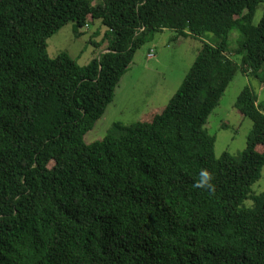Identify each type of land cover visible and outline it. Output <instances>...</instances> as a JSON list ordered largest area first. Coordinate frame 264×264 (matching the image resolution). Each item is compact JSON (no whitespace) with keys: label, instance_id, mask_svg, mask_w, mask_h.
Listing matches in <instances>:
<instances>
[{"label":"trees","instance_id":"1","mask_svg":"<svg viewBox=\"0 0 264 264\" xmlns=\"http://www.w3.org/2000/svg\"><path fill=\"white\" fill-rule=\"evenodd\" d=\"M96 1L0 0V264H264L257 94L237 98L253 122L240 156L218 159L205 129L239 70L264 84V0ZM96 21L108 46L90 64L49 56L63 27ZM164 31L202 42L177 93L87 144L137 51ZM202 170L210 188L197 187Z\"/></svg>","mask_w":264,"mask_h":264},{"label":"rangeland","instance_id":"2","mask_svg":"<svg viewBox=\"0 0 264 264\" xmlns=\"http://www.w3.org/2000/svg\"><path fill=\"white\" fill-rule=\"evenodd\" d=\"M101 1H96V4ZM263 15L264 5H260L254 25H258ZM105 32L106 28L100 21L89 23L84 29H78L73 22L69 23L48 40L49 56L56 59L66 53L80 66H87L105 52L108 46L103 41ZM237 37L236 31L231 33V48L237 46ZM203 40L210 44L216 42L211 34H207ZM201 47V40L178 37L172 31L156 34L153 41L146 42L137 51L114 101L94 129L85 136V142L91 144L104 139L117 123L131 125L143 120L150 111L159 112L165 108L183 84ZM151 54L154 56L150 57ZM232 56L241 63L242 56ZM246 87L257 94L259 104L264 109V84L239 70L205 126L208 134L216 138L215 153L218 159L226 152L238 157L247 148L253 122L244 118L236 107L237 98ZM253 192H264V168L262 178L253 186ZM246 203L252 205L251 201Z\"/></svg>","mask_w":264,"mask_h":264},{"label":"clouds","instance_id":"3","mask_svg":"<svg viewBox=\"0 0 264 264\" xmlns=\"http://www.w3.org/2000/svg\"><path fill=\"white\" fill-rule=\"evenodd\" d=\"M200 182L197 184L198 188H210L211 177L207 170H202L200 173Z\"/></svg>","mask_w":264,"mask_h":264},{"label":"built area","instance_id":"4","mask_svg":"<svg viewBox=\"0 0 264 264\" xmlns=\"http://www.w3.org/2000/svg\"><path fill=\"white\" fill-rule=\"evenodd\" d=\"M153 56H154L153 54L150 55V57H153Z\"/></svg>","mask_w":264,"mask_h":264}]
</instances>
